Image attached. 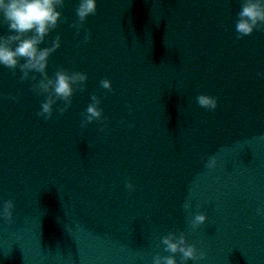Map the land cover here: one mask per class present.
I'll use <instances>...</instances> for the list:
<instances>
[{"label":"water","instance_id":"1","mask_svg":"<svg viewBox=\"0 0 264 264\" xmlns=\"http://www.w3.org/2000/svg\"><path fill=\"white\" fill-rule=\"evenodd\" d=\"M76 7L65 0L67 22L41 45L62 40L49 77L88 76L63 116V102L37 115L38 73L21 83L0 67V204H15L0 264H153L181 231L198 264H264V28L237 38L240 0H98L77 34ZM93 94L103 121L82 128ZM197 214L207 222L193 228Z\"/></svg>","mask_w":264,"mask_h":264},{"label":"clouds","instance_id":"2","mask_svg":"<svg viewBox=\"0 0 264 264\" xmlns=\"http://www.w3.org/2000/svg\"><path fill=\"white\" fill-rule=\"evenodd\" d=\"M98 0H77L76 16L78 23L70 26L80 33L84 23L89 16L97 12ZM65 5V0H0V25H7L9 35H0V67L7 68L15 74L19 69L20 82L35 80L34 73L42 77L37 84H34L32 91L37 95H44L46 98L41 104V110L37 113L40 118L51 120L54 108L59 102L63 106L57 110L63 116L72 106V98L76 91H85L88 76L85 73L74 71L69 73L66 70H58L53 77L48 75L50 57L61 48L62 40L60 35L50 42L49 46L41 47L45 44L49 35L59 26L62 20L67 22L60 11ZM235 24L237 38L251 36L254 31L264 28V0H240V11ZM91 34L85 36V41L90 40ZM23 61V63H21ZM264 78V73H258ZM100 87L112 91V83L108 79L100 81ZM14 102H18V97H8ZM91 102L86 111L82 113L81 127L86 128L94 122L103 121V111L100 108L101 100L96 95H91ZM200 107L208 111H215L218 107L216 97L201 94L197 97ZM107 128L105 122L101 131ZM206 167L213 169L216 167L215 158H210ZM129 192L135 191V185L126 182ZM15 204L9 199L0 204V219L13 222V209ZM185 210L190 208L189 203L184 204ZM257 215L264 216V207L258 208ZM207 217L204 214H197L191 221V226L196 228L204 225ZM163 251L169 255H156L153 264H178L177 254H179V264H187L193 261L198 264L203 261V253L197 254L194 245L188 243L185 234L181 232H170L161 240Z\"/></svg>","mask_w":264,"mask_h":264}]
</instances>
